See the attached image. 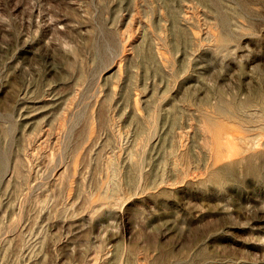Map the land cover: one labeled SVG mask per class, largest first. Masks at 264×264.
Masks as SVG:
<instances>
[{"label": "rangeland", "instance_id": "obj_1", "mask_svg": "<svg viewBox=\"0 0 264 264\" xmlns=\"http://www.w3.org/2000/svg\"><path fill=\"white\" fill-rule=\"evenodd\" d=\"M0 264H264V0H0Z\"/></svg>", "mask_w": 264, "mask_h": 264}]
</instances>
